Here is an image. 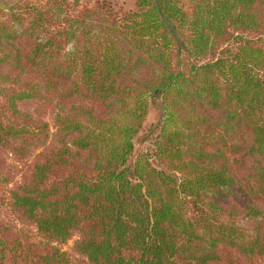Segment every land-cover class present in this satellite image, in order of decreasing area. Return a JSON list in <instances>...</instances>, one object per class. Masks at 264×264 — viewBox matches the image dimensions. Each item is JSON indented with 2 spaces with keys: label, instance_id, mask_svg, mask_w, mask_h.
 I'll return each instance as SVG.
<instances>
[{
  "label": "trees",
  "instance_id": "trees-1",
  "mask_svg": "<svg viewBox=\"0 0 264 264\" xmlns=\"http://www.w3.org/2000/svg\"><path fill=\"white\" fill-rule=\"evenodd\" d=\"M134 6L0 0V264H264V0Z\"/></svg>",
  "mask_w": 264,
  "mask_h": 264
},
{
  "label": "rangeland",
  "instance_id": "rangeland-1",
  "mask_svg": "<svg viewBox=\"0 0 264 264\" xmlns=\"http://www.w3.org/2000/svg\"><path fill=\"white\" fill-rule=\"evenodd\" d=\"M86 3L92 4L96 1H106L110 3L115 8H123V9H135L134 6V0H83ZM163 117V107L161 104V100L158 96H151L149 98V105L147 110V116L145 118V121L143 122L142 127L140 128L137 135L133 138L134 143V152L131 157L130 162L132 163L137 155L141 152H145L148 150L153 142L154 136L158 132L159 124ZM153 162L156 164V161L153 160ZM26 169V166L24 163H20L17 160L14 159L12 155L7 156V160L5 163V166L3 168V176L8 177H17L19 178L21 173ZM15 215L5 206L0 207V219L1 220H14ZM18 227L23 226L21 224H17ZM25 231L27 230L28 233L32 236L34 239H38V236L36 235L35 230L33 229V226L31 225H24L23 226ZM26 231V232H27ZM78 239V235L75 234L70 240L67 241L64 245H62V249L67 250L70 252L75 259H79V263H84L83 260L80 259L79 256L73 254L72 252V245L74 241Z\"/></svg>",
  "mask_w": 264,
  "mask_h": 264
}]
</instances>
